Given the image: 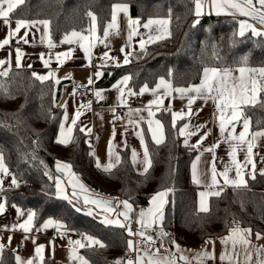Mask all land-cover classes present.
<instances>
[{
  "label": "trees",
  "instance_id": "trees-1",
  "mask_svg": "<svg viewBox=\"0 0 264 264\" xmlns=\"http://www.w3.org/2000/svg\"><path fill=\"white\" fill-rule=\"evenodd\" d=\"M117 4L128 5L131 16L140 22L168 19L170 35L130 54L131 62L107 72L100 85L108 86L127 73L133 90L152 87L161 77L174 87H189L201 81L205 67L235 68L243 56L248 57V66L264 67V36H240L237 21L231 17H196L194 0H25L12 16L49 21L52 41L58 42L74 31L89 33V12L97 18L103 36ZM197 19L199 23L193 27ZM56 96L55 80L41 81L29 69H13L0 76V153L19 183V187H2L0 196L8 207L35 211L33 230L45 220L55 219L68 232L83 230L101 240L105 247L80 251L91 264H115L117 260L127 264L130 259V236L125 229L100 222L78 203L76 207L82 210L77 212L58 197L54 178L59 161L71 165L90 188L128 199L136 206L146 207L156 193L167 191L168 203L158 228L162 229L158 244L166 251L176 241L196 246L225 236L233 227L251 229L254 241L257 234L264 237V175L248 177L246 186L225 185L220 195L211 197L209 209L200 211L198 187L190 175L198 149L185 146L186 137L180 134L183 121H176L173 127L170 110L161 109L155 115L164 133L160 143L152 139L146 120L141 121L140 132L151 159L147 172L137 170L131 146L119 149V163L105 170L97 167L94 147L79 129L69 144L57 143L62 111L56 107ZM244 114L251 117L252 133L264 129V106H250ZM0 264H16L14 250L4 247ZM43 264L61 263L45 258Z\"/></svg>",
  "mask_w": 264,
  "mask_h": 264
},
{
  "label": "crops",
  "instance_id": "crops-1",
  "mask_svg": "<svg viewBox=\"0 0 264 264\" xmlns=\"http://www.w3.org/2000/svg\"><path fill=\"white\" fill-rule=\"evenodd\" d=\"M201 11L202 14L198 18H201L205 15H210L213 17H231L235 19L237 21L238 33L241 21L250 23L257 29H261L262 27L257 21L252 20L247 16H241L239 15V13H236V15H229L224 13L217 15L216 11L210 6L208 2L204 3ZM129 17L131 19H136L131 16L129 8L127 16L122 12H118V29H110L107 38H105L104 36H100L99 32L98 35H95L92 41L93 46L90 49V57L86 56L84 50L79 46V43H60L63 38L58 42L52 41L57 46L54 48H49V37L52 40L50 33V24L47 31L45 30L43 24L37 23L35 27H31L29 29H21V32L18 35L10 37L9 32L11 29L2 21H0V42H2L4 39H9L10 41L8 45L0 47V60L4 61V64L0 65V72L6 71L8 75L13 69L23 68L31 70L33 74H36L34 75L35 77L37 75L48 76L50 72H53L54 75L50 76L47 80H55L57 90L56 107L61 109V123H64L65 125L64 136L61 137L59 128L57 140L65 139L66 143H63V145L69 144L73 138L75 130L79 129V131L86 137L89 144L94 147V153L97 163H99V165L103 168H106L109 164L112 165L110 168L116 166L120 160L119 149L126 146H131L132 154L133 152H135V157L133 156L134 165L136 166L137 170L144 171V168L146 166L148 167L144 157L146 143L144 141V146H142L141 141H139L140 143L137 146L134 147V145H132L135 141L134 138L139 140V138L142 136L140 132L141 121L146 120L148 129L149 122H151V131L149 130L151 137L153 139V132H155L156 140H159L161 142L163 140L164 133L163 129L159 128L156 124V121H158L155 118L156 113L161 109L170 110L172 117L173 113H187L188 101L187 97L181 99L180 94L175 92L163 95V89H160L157 95L154 96L151 90L156 87V84L160 79L154 86H148L149 91L144 92L142 95L139 94L140 89L133 90L130 88L129 80L127 87H124L123 85H121V87H124L125 93H127L128 90L131 89L132 92L137 94L132 96L125 95L124 99L126 100V104L128 100H132L133 103L130 109L125 110L127 117L125 119L119 118L117 111L121 108L126 107V104H121L120 93L114 86L117 85L124 76L129 75H127V73H122L108 86L100 85V82L103 80L107 72H112L115 69L128 65L131 62L130 59V62L128 64H124L125 54H132L141 51L142 49L140 42L142 38L145 41H148V36L150 34L163 35V39L168 38L170 35V22L166 25L153 24L151 26V33H149L148 29L137 27L136 31L139 34L134 35L131 41H129ZM152 20L168 19L154 18ZM147 21L140 22V24L143 25ZM11 28H15V19H13L12 21ZM25 32H27V36L25 37V39L28 41L27 43H25L24 40L21 39V37L25 36ZM82 34L89 35V33ZM245 34H252V32L251 30H247L245 31ZM252 36L255 35L252 34ZM80 43H84L86 47L88 45V41H82ZM152 43L154 42L149 41L145 43L143 49ZM17 45H20L21 48H17ZM122 48L124 49V52H121ZM17 49H19L21 52L19 67H17L16 65ZM65 52H70V55L67 57L60 55L61 53ZM106 52L108 53V56L112 57L113 59H108L107 57H105V59L102 60L101 57H104V54ZM41 56L44 57V60H47L49 62L48 67H45L44 60L41 59ZM57 56L60 57L59 61L57 60ZM92 56L99 58L101 61V65L104 64L105 66L101 67V65H97L95 67V65H93L90 60ZM105 60L107 61L106 64ZM60 61H62V63H60ZM117 64L119 66H117ZM97 71L101 72L102 75L96 77L94 74ZM235 75H238V73H235ZM89 78L93 80L92 84H89ZM57 80H59V83L56 82ZM200 82L195 85H199ZM80 84H88L94 88L93 96L91 98L84 100H79L77 98L76 87H78ZM96 91L101 92L103 99H97V97L95 96ZM158 96L162 99V103L153 104L152 101L157 99ZM89 102L91 103L89 104ZM82 105H84L85 107L82 108ZM77 111H80L81 115L77 119L76 124L72 125L71 120L75 118V114ZM150 111L153 112L154 115L150 116ZM191 111L193 113L191 116L185 114L183 118H177L176 121H183L181 128H184V126L187 125V128H185L184 136L188 140L189 145L197 144L200 138L207 133V138L204 139L200 144L198 153L190 166V175L192 182L198 187V209L202 212H205L209 209L211 197L217 196L214 194L215 192L219 191L221 194L225 185L234 186L231 184H225L220 173L224 171L225 167H228L230 169L229 176L232 178L235 177V166L232 164V157L229 154L231 151L229 144L235 147L238 141L232 140L229 142H223V137H221L219 130V114L212 100L209 99L206 102L203 99H196L191 105ZM65 113L69 118L67 121L64 120ZM69 127L72 128L71 133L67 132V129ZM81 128H84L85 131H81ZM89 129L90 132L88 131ZM242 130V122L236 123L234 135H238ZM189 132H195V135H189ZM225 135H227V133H225ZM247 139L250 140L251 136L249 135ZM217 143L219 144V146L215 147L214 151H205L206 148H210ZM246 154L247 144H240V146L236 148V159L243 163ZM197 156L200 157L199 161L196 160ZM148 159L151 163L149 152ZM252 161L255 164V171H253L252 164H247L242 171V175L244 176L246 182L248 180V177H253V175L254 177L260 176L261 170H264V137H257L256 140L253 141ZM194 163L196 164L195 176L196 180L199 181L198 183L193 180L194 170L192 166ZM213 164L216 167V184L212 183ZM55 171V187L56 179L59 178L61 180V187L64 189L65 193L73 201L78 200V205H81L83 211L87 214L89 213V210H91V214L89 215L95 216L100 222H102L105 217L115 219L117 212L124 211L121 202L128 201L133 206V212L131 213V215L134 217L133 221L135 222V224L132 227V230L136 231L140 228L139 223L136 222L139 219L138 214L140 210H144L147 213V210L149 208H155L156 206V204L153 203L152 200H150L149 204L146 207H140L134 205L128 199L100 193L90 188L82 179V177L74 172L72 168L64 169L58 172L56 165ZM8 173L9 175L7 176H0V178L3 179L2 187L9 188L13 186L11 183L13 174L9 170ZM72 184L77 185L75 189H73ZM80 184L84 186V189H81L79 187ZM73 191H75L76 193L75 196L72 195ZM161 192L166 193V195L163 197L164 203L162 206L164 219L165 207L168 203V192ZM201 192L206 193V195L201 197ZM58 197L60 196L58 195ZM85 200H88L89 203L85 204ZM0 201L4 202L1 196ZM91 201H110L113 211L105 212L102 206L91 203ZM156 203H159V200ZM16 207L20 208L19 206ZM202 208L204 210H202ZM20 209L24 210L25 213H27L28 210L34 211L31 208ZM120 219L122 220L123 217H120ZM146 219L151 221L152 218L146 217ZM163 219L161 221H156V223L153 224L152 227L147 229L148 234L153 236L155 242L151 245H149L147 241L141 242L140 249L138 251L130 252V259L135 260L137 254L143 256L144 249L150 247L153 253H155L156 250L159 249L160 257L175 260L176 264H186L185 260L179 259L181 255L188 258V264H229L228 257L232 255L233 251L232 240L229 239L226 243H221V241L225 237L231 236L233 238H236V236L232 232L233 228L247 229L242 227H233L225 236L219 238H209L201 244L191 247L176 241L172 248L166 251V248L164 246L158 244L159 235L157 233V229L161 227ZM25 220L26 215L23 217L19 216L15 208H13L12 206H6L4 213L0 214V245H3V248L8 247L14 250L15 257L19 255L24 260L32 259L36 257L35 248L39 245H43L44 250L41 253L43 259L41 261L39 257H36L34 260V264H43L45 258H52L61 264H81V261L78 259V257H83L84 260L88 262V264H91V262L86 259L80 252L83 249L91 247L81 248L78 245L70 244L69 241L81 240L83 243H87V240L85 239L86 236H91L94 239L99 240L97 237H95V235L83 230L68 232L64 227L57 230V227L55 225H50L49 227L44 228L43 225L49 219L45 220L35 230H33L32 228V222L31 231L25 233L23 229L19 228V224L24 223ZM52 220L56 221L59 224H63L58 220ZM240 235H246L249 244L244 245V247H246L252 254L253 262H255L257 259V251L264 250V237H260L256 241H254L252 239L251 233H240ZM129 239L134 240V242H140L141 240V238L138 236H133ZM33 241H35V243H33ZM99 241L101 242V240ZM177 245L179 246L180 251L177 250ZM97 246L99 245H94L92 247ZM164 248L165 250H162ZM2 250H0V258ZM205 251L211 254V258L205 257L203 255H196L197 253H203ZM237 251H239L240 253L238 259L241 261V264H243L244 253L243 251H240V245H237ZM222 255L225 256V259L223 261H221L220 259Z\"/></svg>",
  "mask_w": 264,
  "mask_h": 264
},
{
  "label": "snow or ice",
  "instance_id": "snow-or-ice-1",
  "mask_svg": "<svg viewBox=\"0 0 264 264\" xmlns=\"http://www.w3.org/2000/svg\"><path fill=\"white\" fill-rule=\"evenodd\" d=\"M208 2L210 6L216 11V14L219 15L221 13L229 14V15H236V13H239L241 16H247L252 20L257 21L262 27L261 29H257L252 24L247 23L245 21L240 22L239 26V35L243 36L245 34V31L251 30L252 34L255 36H264V0H194L195 3V15L197 17L201 16L202 14V8L204 6V3ZM25 3V0H0V21H2L6 26H8L11 30L9 32V36H16L21 32V29H29L31 27H35L37 23L43 24L45 27V30L47 31L49 26V21H29L25 19H15V28H11V24L13 21L12 14L16 11V9L19 6H22ZM122 12L126 16L128 14V5L126 4H117L113 6L112 11V19L111 22L107 25V27L103 31V36L105 38L109 35L110 29H118L117 24V13ZM88 15L92 19V28L89 29V35H84L82 33L78 32H72L70 35H65L64 38L61 40L60 43H79V46L84 50L86 56L91 55L90 49L93 46V38L95 37V31H96V17L89 12ZM168 20H152L149 19L145 24L141 25L140 21L138 19H131L129 17L128 19V25H129V34L128 39L131 41L132 37L134 35H138L139 33L136 31L137 27H143L145 29L149 30V33H151L152 29L151 26L153 24H160V25H166L168 24ZM199 23V20L193 22V27ZM167 34V33H165ZM27 36V32H25V36L21 37V39L24 40L25 43L28 41L25 39ZM163 35H149L148 41H145L143 38L141 39V49L143 50V46L145 43L151 41L155 42L156 40L163 39ZM82 41H88L87 47L84 45V43H80ZM9 39H4L2 42H0V47H3L4 45L9 44ZM19 42V41H18ZM57 45L54 44L49 37L48 39V47L54 48ZM16 65L17 67L20 66V57L21 52L19 49L16 50ZM121 52H124V49H121ZM60 55H63L65 57L70 55V52L61 53ZM130 53L125 54L124 58V64H128L130 61L128 59V56ZM107 57L108 59H113L112 57L108 56V53L106 52L104 54V57H101L102 60ZM41 59L44 60V57L41 56ZM60 57L57 56V60L59 61ZM105 60V64H106ZM62 63V61H60ZM4 61L0 60V65H3ZM45 67H48L49 62L47 60H44ZM105 66L104 64L101 65V67ZM117 66H119L117 64ZM235 73H238V75H235ZM7 72H0V76H6ZM34 75H36L34 73ZM54 75L53 72H50L48 76H36L37 79L44 81L47 80L50 76ZM96 77H99L102 75L101 72L97 71L94 74ZM131 79L130 76H124L121 81L118 82L117 85L114 87L117 88V90L120 93V102L121 104H126V100L124 99L125 95L132 96L136 95L137 93H134L131 91V89L128 90L127 93L124 91V87H127L128 81ZM59 83V80L56 81ZM93 80L89 78V84H92ZM123 85L124 87H121ZM160 89H163V95L170 94L172 92L179 93L180 98L184 99L187 97V107L188 112H177L173 113V127L176 126V119L177 118H183L185 114L191 116L193 113L191 111V105L194 103L196 99H203L206 102L210 99L213 101L216 110L219 114V130L221 137H223V142H229L232 140L238 141L237 145L234 147L231 144H229V147L231 148L230 156L232 157V164L235 166V177L232 178L229 176L230 169L228 167L224 168V171L220 173V175L223 177L225 184H231L236 187L239 186H246V181L244 179V176L242 175V171L244 167L247 164H252L253 171H255V164L252 161L253 156V141L256 140L257 137H264V129L256 131L254 133L250 132V125H251V117L245 116L244 112L245 109L248 107H255L258 103L261 104V106H264V99H260V94L264 93V67H250L248 66V57L243 56L240 60V66L236 67L235 69L230 67L225 68H218V67H205L203 69V75L201 78V82L199 85H191L189 87H173L170 81L166 80L165 78L161 77L159 82L156 84V87L152 89L153 95H157ZM149 91V88L147 85H144L140 88L139 94H143L144 92ZM194 94V95H193ZM95 96L97 99H103L102 94L100 91L95 92ZM91 102H89L90 104ZM153 104H159L162 103V99L158 96L157 99L152 101ZM82 108L85 107L84 105L81 106ZM139 111V110H137ZM81 115L80 111H77L75 114V118L71 120V124L75 125L77 122V119ZM149 115H154L153 112H149ZM69 118L67 114L65 113L64 120L67 121ZM242 122L243 130L238 134L234 135L235 129H236V123ZM156 124L159 128L162 129V125L160 124V121H156ZM185 128H187V125L184 126V128L180 129V134L184 135ZM81 131H85L84 128L80 129ZM149 130L151 131V122H149ZM72 128L69 127L67 129V132L71 133ZM90 132V129L88 130ZM65 133V125L64 123L60 124V135L61 137L64 136ZM227 133V135H225ZM189 135H195V132H189ZM139 135V134H138ZM251 136V139H247L248 136ZM207 138V133L200 138V140L197 142V144H188V140L186 139L184 141L185 146L191 147L193 149H198L200 144L203 142L204 139ZM141 145L144 146V139L141 136ZM153 140H156V134L153 132ZM157 143H160L159 140H156ZM57 143H66L65 139H58ZM247 144V154L245 156V160L243 163L238 161L236 159V148L240 146V144ZM219 144H215L210 148H206L205 151H214L215 147H218ZM111 148V146H110ZM133 156L135 157V152H133ZM144 157L145 161L148 166H150V160L148 159V151L145 146L144 151ZM196 160L199 161L200 157L197 156ZM112 165L109 164L105 170H108ZM97 167H100L99 163H97ZM193 180L195 182H199L196 180L195 176V169L196 164H193ZM64 169H71V165L66 163H61L57 161V171L60 172ZM148 167L146 166L144 168V171L147 172ZM46 175H49L48 173H45ZM261 175H264V170H261ZM9 175L8 169L4 165V157L3 154L0 153V176H7ZM49 178L52 179V177L49 175ZM252 178H255L254 175ZM12 185H15L16 187H19V183L15 177H12L11 179ZM212 183H217L216 178V167L213 164L212 166ZM3 179L0 178V191L3 190ZM77 185L72 184L73 189H75ZM81 189H84V186L82 184L79 185ZM56 190L57 194L68 201L70 205L73 206L75 211L80 212L82 209L80 207H76V204L79 203V201H73L64 191V189L61 187V180L59 178L56 179ZM215 195H220V192L217 191L214 193ZM73 196L76 195L75 191L72 193ZM166 195L165 192H158L156 193L152 198V202L156 204L155 208H149L147 210V213L144 210H140L139 212V219L136 221L139 223L140 228L136 231L132 230L131 223L134 219V217L131 215L133 212V206L128 201H122V205L124 208V211L117 212L116 218L111 219L108 217H105V219L102 221V223L113 225L115 227L125 229L127 234L130 237L138 236L141 238L140 242H134V240L129 239L127 241V247L129 252L138 251L140 249L141 242L147 241L149 245L153 244L154 238L152 235L148 234L147 229L152 227L153 224L156 223V221H161L163 219V212H162V206H163V197ZM201 197L205 196L206 193L201 192ZM159 200V203H156ZM89 203L88 200H85V204ZM91 203L97 204L98 206H102L105 210V212L113 211V208L111 206L110 201H91ZM13 208H15L17 214L21 217L26 215V220L24 223L19 224V228L23 229L25 233L31 231V225L33 222L34 217L36 216V213L32 210H28L27 213L24 212V210L16 207V205H12ZM6 208V204L3 201H0V214L4 213ZM202 210H204L202 208ZM91 214V210H89V213ZM120 217H123L121 220ZM146 217H151V221L147 220ZM50 225H55L57 227V230L64 227L63 224H59L56 221L49 219L46 221V223L43 225L44 228L49 227ZM233 234L236 236V238L233 237H225L221 243H226L229 239L232 240V255L228 257L229 264H241V261L238 259L239 257V251H237V245H240V251H243L244 253V260L243 264H264V250H258L257 251V259L255 262H253L252 254L248 251L244 245L249 244V241L246 237V235L241 236L240 233L250 234L251 229H239V228H233L232 229ZM257 238H260V235L257 234ZM85 239L87 240V243H83L81 240L76 241H69L70 244L78 245L79 247H92L94 245H99V247H105V245L100 242L99 240L94 239L91 236H86ZM35 243V241H33ZM207 243V241H206ZM3 245H0V250H2ZM44 250L43 245H39L35 248V254L36 257H39L42 261L43 257L41 253ZM177 250L180 251L179 246L177 245ZM197 256H205L208 258H211V254L208 252L203 253H197ZM24 260L19 255L15 257L16 264H34L35 258ZM78 259L81 261V264H88L86 260H84L83 257H78ZM181 260H185L186 264H188V258L181 255L179 257ZM221 261L225 259V256L222 255L220 257ZM115 264H124L123 260H117ZM127 264H176L175 260L160 257L159 256V249L156 250L155 253L151 251V248L148 247L144 249V255L141 256L137 254L135 260L129 259L127 261Z\"/></svg>",
  "mask_w": 264,
  "mask_h": 264
},
{
  "label": "built area",
  "instance_id": "built-area-1",
  "mask_svg": "<svg viewBox=\"0 0 264 264\" xmlns=\"http://www.w3.org/2000/svg\"><path fill=\"white\" fill-rule=\"evenodd\" d=\"M16 47L19 48V49L21 48L20 45H17ZM90 60L93 63V65H95V67L97 65H101V61L97 57H93L92 56L90 58ZM93 90H94V88L92 86L88 85V84H80L78 87H76V96H77V98L79 100L89 99V98H91L93 96ZM132 103H133L132 100H128L127 104H126V107L121 108V109H119L117 111V114H118L120 119H125L127 117L126 113H125V110L130 109L131 106H132ZM92 143H93V141H92ZM134 224H135V222L132 221L131 227H133ZM157 233H158V235H161L162 234V229H158Z\"/></svg>",
  "mask_w": 264,
  "mask_h": 264
},
{
  "label": "rangeland",
  "instance_id": "rangeland-1",
  "mask_svg": "<svg viewBox=\"0 0 264 264\" xmlns=\"http://www.w3.org/2000/svg\"><path fill=\"white\" fill-rule=\"evenodd\" d=\"M91 28H92V25H91ZM98 28H97V23H96V31H95V35H98ZM97 40H98V36H97ZM131 56H133V55H131ZM128 59H129V61H130V59H131V57L129 56L128 57ZM135 139V141H134V143L132 144V145H134V147L135 146H137L140 142L139 141H141V139L139 138V140L138 139H136V138H134Z\"/></svg>",
  "mask_w": 264,
  "mask_h": 264
}]
</instances>
